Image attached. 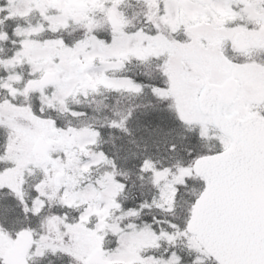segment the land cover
Listing matches in <instances>:
<instances>
[{
    "label": "snow or ice",
    "instance_id": "1",
    "mask_svg": "<svg viewBox=\"0 0 264 264\" xmlns=\"http://www.w3.org/2000/svg\"><path fill=\"white\" fill-rule=\"evenodd\" d=\"M0 264H264V0H0Z\"/></svg>",
    "mask_w": 264,
    "mask_h": 264
}]
</instances>
